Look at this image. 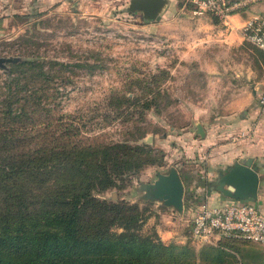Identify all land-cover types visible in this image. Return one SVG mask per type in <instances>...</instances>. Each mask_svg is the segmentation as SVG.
I'll return each mask as SVG.
<instances>
[{
  "label": "rangeland",
  "instance_id": "obj_1",
  "mask_svg": "<svg viewBox=\"0 0 264 264\" xmlns=\"http://www.w3.org/2000/svg\"><path fill=\"white\" fill-rule=\"evenodd\" d=\"M225 1L237 3L232 12L246 10L250 16L255 13L253 5L264 0ZM6 3L1 0L0 6ZM10 4L11 8L3 7L0 12V57H11L15 62L1 64L0 82L10 73V65L29 58L62 62L59 69L68 83L59 87L61 111L80 118L81 133L97 136L98 140L122 139L118 132L121 117L108 123L102 120L101 113L109 111L104 107L105 96L125 93L136 98L138 104L156 97V108L143 109L137 104L124 108L132 115L124 124L146 130L138 143L160 150L161 157L119 182L117 189L94 195L137 205L145 216L141 232H155L164 243L187 245L194 253L212 245L197 244L189 237L194 205L185 201L183 213H165L164 207H155L157 200H148L146 194L156 173L175 167L186 187L187 172L195 175L197 170H205L208 150L199 143L204 137L194 130L195 124L202 132H210L208 139L225 140L218 120L223 116L220 111L229 110L225 87L236 84L226 82L225 69L219 65L204 66L206 58L220 56L216 51L219 35L210 34V22L221 27L218 19L190 0H167L160 19L150 22L143 20L139 12H127V0H12ZM239 46L261 53L244 40ZM48 66L50 73L58 68L53 63ZM185 127L193 129L195 141L190 140L189 146L179 138ZM218 244L237 259L242 254L248 263L264 264V247L259 244L232 240Z\"/></svg>",
  "mask_w": 264,
  "mask_h": 264
},
{
  "label": "trees",
  "instance_id": "obj_2",
  "mask_svg": "<svg viewBox=\"0 0 264 264\" xmlns=\"http://www.w3.org/2000/svg\"><path fill=\"white\" fill-rule=\"evenodd\" d=\"M48 63L57 65L55 73ZM63 65L29 58L10 65L0 82V264H253L218 244L251 241L221 237L194 253L142 233L137 205L94 195L161 157L138 143L146 130L124 124L132 116L124 108H156V97L138 104L125 93L108 94L101 117H121L122 139L85 136L80 118L61 111Z\"/></svg>",
  "mask_w": 264,
  "mask_h": 264
},
{
  "label": "crops",
  "instance_id": "obj_3",
  "mask_svg": "<svg viewBox=\"0 0 264 264\" xmlns=\"http://www.w3.org/2000/svg\"><path fill=\"white\" fill-rule=\"evenodd\" d=\"M11 1L7 0L5 6H0V12L4 10L3 7L11 8ZM51 1L63 3L68 0ZM253 6L255 13L264 17V1ZM249 14L246 10L231 14L228 17V27H224L220 21L221 27H218L215 22H210L212 26L210 34L219 35V46H217L216 51L220 53V56L217 59L206 58L204 66L219 65L224 68L226 82L235 83L236 86L229 87L226 85V90H224L226 102L229 100V110L225 113L220 111L223 116L218 120V124L224 128L222 131L226 135L225 140L216 142L213 138L208 139L210 132L203 130L204 138L199 140V143L208 150L207 158L204 160L205 170H197L195 175L188 172L185 174V181H188H186V187L183 186V205L186 204V201L195 207L201 203L215 206L231 199L223 196L214 188V180L219 173L225 172L234 161L240 162L249 157L258 174V185L255 196L242 201L257 205L264 214V115L258 113L256 104L258 94L264 89V52L254 54L252 49L247 46H239L242 40L239 27L249 17ZM182 132L179 138L186 140L188 146L191 141H195L192 128L185 127ZM202 177L203 180L200 182L199 179ZM204 178L208 180L204 181ZM193 180L199 182L193 184ZM153 205L155 207L160 205L159 208L164 207L162 210L165 213L175 211L170 206H162L158 201ZM183 207L181 213L184 211ZM187 210L190 211V208L188 207ZM171 219H173L172 216Z\"/></svg>",
  "mask_w": 264,
  "mask_h": 264
},
{
  "label": "built area",
  "instance_id": "obj_4",
  "mask_svg": "<svg viewBox=\"0 0 264 264\" xmlns=\"http://www.w3.org/2000/svg\"><path fill=\"white\" fill-rule=\"evenodd\" d=\"M199 10L205 11L228 27V17L237 6L225 0H190ZM245 42L264 52V17L257 13L247 17L239 27ZM257 111L264 115V89L256 98ZM189 237L197 244H215L221 237H234L264 247V214L251 202L227 199L215 206L199 204L192 212Z\"/></svg>",
  "mask_w": 264,
  "mask_h": 264
},
{
  "label": "water",
  "instance_id": "obj_5",
  "mask_svg": "<svg viewBox=\"0 0 264 264\" xmlns=\"http://www.w3.org/2000/svg\"><path fill=\"white\" fill-rule=\"evenodd\" d=\"M166 4L167 0H128L125 10L129 13L139 12L143 20L157 21ZM13 62L14 58L0 57V66L2 63ZM195 129L199 136H203L199 125L195 124ZM214 183V188L223 196L242 201L255 196L258 174L251 158L247 157L240 162L234 161L225 172L219 173ZM146 195L148 200L160 201L163 206H170L180 212L183 206V184L176 169L171 167L166 173H156V178L147 185ZM111 198H115L113 193Z\"/></svg>",
  "mask_w": 264,
  "mask_h": 264
}]
</instances>
